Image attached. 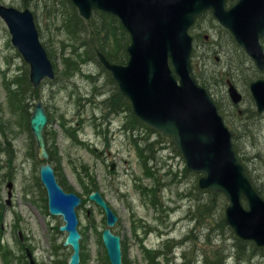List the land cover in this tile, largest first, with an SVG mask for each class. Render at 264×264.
I'll return each mask as SVG.
<instances>
[{
	"label": "rangeland",
	"instance_id": "rangeland-1",
	"mask_svg": "<svg viewBox=\"0 0 264 264\" xmlns=\"http://www.w3.org/2000/svg\"><path fill=\"white\" fill-rule=\"evenodd\" d=\"M66 3L0 0V6L29 8L33 12L41 40L58 70L55 80H45L36 88L38 97L31 101L29 109L33 111L34 105L43 102L51 115L46 131L49 146L59 159L58 170L70 188L85 199L77 208L83 264L110 263L101 237L106 229V214L88 199L90 191L83 189L82 181L89 189L97 188L95 191L101 193L118 217L113 231L122 239L124 264H169V258L175 259L176 254L178 264H206V260L216 264L220 258L221 264H239L237 237L225 223L227 201L201 192L199 175L186 170L181 153L168 138L143 127L142 138L136 140L123 130V125L132 121L125 107L118 114L103 109V100L109 104L110 98L114 99L116 85L109 71L97 64L99 59L93 52L97 41L91 40L88 21L83 22L79 33H73L70 24L65 23ZM226 32L209 15L192 31L197 60L206 75H224L227 71L225 50L219 45ZM29 75L30 67L13 46L7 24L0 16V264H28L24 247L33 253L37 264H67L72 249L64 246L67 234L59 230L63 221L47 210L46 192L40 181L42 162L18 113L21 103L27 104V92L19 97L18 91L32 86ZM235 85L244 99L239 110L254 115L248 123L253 137L248 139V134L241 146L247 159L253 161V169H258L254 159L261 154L259 151L264 152V113L255 115L257 109L248 81L241 78ZM211 87L209 91L216 101L235 106L226 84ZM106 117L111 124L100 120ZM101 121L105 124L101 125ZM103 129L110 150L101 134ZM72 135L79 138L80 144ZM148 140L156 146L147 147ZM108 152L117 163L114 171L110 169ZM10 182L11 205L7 187ZM7 249L12 252L9 261L4 259L6 252L10 255ZM159 251L164 256H159ZM253 257L251 264L264 263V254Z\"/></svg>",
	"mask_w": 264,
	"mask_h": 264
},
{
	"label": "water",
	"instance_id": "water-1",
	"mask_svg": "<svg viewBox=\"0 0 264 264\" xmlns=\"http://www.w3.org/2000/svg\"><path fill=\"white\" fill-rule=\"evenodd\" d=\"M228 1L72 0L85 20H90L97 10L121 21L131 37L129 61L117 65L99 54L101 63L131 101L135 116L168 137L181 153L186 169L201 175L200 189L225 196L226 225L239 239L264 248V200L237 158L234 133L225 124L214 99L194 77V39L189 30L208 11L230 31L258 70L264 72V50L260 42L264 37V0H236L231 8H227ZM0 16L7 24L12 44L30 66L32 85L38 88L44 80L55 79L54 66L41 43L33 13L29 9L20 11L0 6ZM227 87L232 103L240 105L243 95L230 80ZM250 91L258 112L263 114L264 79L252 82ZM47 123L48 114L39 101L30 128L38 157L46 162L40 168L41 182L47 191L50 214L62 217L64 222L60 227L61 232L67 233L64 246L73 250L68 264H80L81 235L76 208L82 201L63 190L48 163L50 156L44 136ZM12 187L10 183L9 199ZM90 200L107 215L102 239L110 263L123 264L121 237L112 232L117 216L99 193L91 194ZM27 256L29 264H36L28 249Z\"/></svg>",
	"mask_w": 264,
	"mask_h": 264
},
{
	"label": "trees",
	"instance_id": "trees-1",
	"mask_svg": "<svg viewBox=\"0 0 264 264\" xmlns=\"http://www.w3.org/2000/svg\"><path fill=\"white\" fill-rule=\"evenodd\" d=\"M66 2L67 3L64 6L65 9L63 10L64 18L66 19V20L64 19L65 23L70 24L69 28L73 31V33H79V31H82L84 27L83 22L85 20L79 16L78 11L76 7L73 5L71 0H66ZM88 24L91 27L90 29L91 40L94 42L95 40L97 41V46L95 50L93 51V52H96L95 56L98 57L99 53H103L109 62L118 64V65H126L129 61L128 47L131 43V37L129 33L124 29L121 22L113 16H110L100 11H95L91 20L88 21ZM221 38L222 40L220 44L217 43V47H219L220 45L225 50L224 55H225V62L227 65V71L225 72L224 75L217 74V73L211 76L206 75L199 61L197 60L198 56L196 55V52H194L193 54L195 77L197 78V80L203 87H205L209 91L211 90L212 85L216 86V85H219L220 83L226 84L225 81H227L228 79L233 81V83L235 84L237 80H241V78H243V80H246V82L248 81V85L250 86V84L254 80L264 78V73H261L260 71H258V69L254 66L253 62L251 61V59L237 45L235 39L229 32H226V35L225 36L222 35ZM49 56L52 59V56L50 53H49ZM97 64L102 66L99 60L97 61ZM54 67H55L56 74L58 76V70L56 69V66ZM112 84L116 85L113 79H112ZM114 88H115V92L112 93V96L114 97V99L112 100V97H111L109 104H107V101L104 100L103 104L105 105V108L110 111V114H118L119 112H121V110H123L122 108L125 107L124 110H127V112L129 113V117H132V121L130 122V125L125 124L124 128L131 134V136L136 137L137 134H139L141 131L143 132V127H144L146 129H149L153 133L158 134L160 137L166 138L162 133H159L151 129L150 127L146 126L141 121H139L132 112V108H131V104L129 100L126 99L120 93L117 85L116 87L114 86ZM18 92H19V97L23 96L24 92H27V104L21 103L20 112L18 113L20 114V117L22 118V120L25 122V130L28 132L33 148H35L36 147L35 141L31 133V129H30V119L33 113L32 111H30L31 109L30 107L33 106L31 101L35 100V98L38 97V91H36L34 87L32 88V86L29 84L27 86V89L25 87H22V90ZM15 95L18 96L16 92H15ZM117 100H120V101L117 102ZM216 103L227 125L231 126L233 130L235 131L233 143H234L237 157L240 160V162L243 164V166L245 167L246 173L254 189L257 191L259 196L264 200V152L259 151L261 152V154L259 153L257 154V157L254 160L257 162L259 168L253 169V166H252L253 161H249L247 159L246 153L241 146L242 140L244 144L245 137L248 134H249L248 139L253 137L252 129L251 127L249 128L248 123H249V120L254 115H250L248 113H245L244 111L242 115H239L238 112L236 113L234 106L227 105V104L225 105L222 100H217ZM255 112H256L255 115L259 116V113L257 111ZM49 117H51L50 114H49ZM244 117H246L245 121L247 123L242 122V119H244ZM140 128H142V130H140ZM45 138H46V142L48 145L47 146L48 151L51 156L50 162L54 166L55 171L58 172L57 175L59 177V183L61 184V186L65 187V189H67L68 191H72L73 190L71 189L72 187L70 188V186L62 179L63 177L62 172L58 170L59 159L56 157V152H54L51 146H49L50 137H48L47 131H45ZM135 139L138 140V138H135ZM159 143H162V142L159 141ZM146 144H147V147L149 148H151V144H154L156 146V143L150 144L149 140L146 142ZM171 145L173 146L174 144L171 143ZM54 148H55V145H54ZM82 183H83V186H82L83 189L86 192L87 191L91 192L92 189L87 188L84 185L85 183L83 181ZM201 192L213 194L208 190H201ZM213 195L221 196L226 201L224 195H222L221 193L213 194ZM244 204L246 205V202ZM1 218L2 216L0 215V219ZM235 247L237 249L236 259L239 264L241 263L251 264V262L255 260L253 256H255L257 253L264 254V248L258 247L253 242L241 240L238 237L236 238ZM170 250H171V247H170ZM218 252H219V255H221V252L220 251ZM158 254H161V251H159ZM9 256L10 255L6 252L4 256L5 261H9L10 259ZM160 256H164V254H161ZM216 261H217V263L215 262L216 264H221L222 258L217 259ZM168 263L176 264L174 263L172 257L169 258ZM182 264H188V263H182ZM206 264H209L208 260H206Z\"/></svg>",
	"mask_w": 264,
	"mask_h": 264
},
{
	"label": "flooded vegetation",
	"instance_id": "flooded-vegetation-1",
	"mask_svg": "<svg viewBox=\"0 0 264 264\" xmlns=\"http://www.w3.org/2000/svg\"><path fill=\"white\" fill-rule=\"evenodd\" d=\"M206 16V15H205ZM204 19V18H203ZM201 21H202V19H200ZM199 20V21H200ZM198 27V24L195 26V29ZM193 31V30H192ZM205 39H208V37L206 36L205 37ZM263 40V42H264V38L262 39ZM107 119V117L106 118H103V119H100V120H106ZM111 122H108L107 124H110ZM102 135L105 137L106 136V132H103L102 133ZM106 143H107V145H106V147H107V149L108 150H110L111 149V146H110V142H108V139H107V137H106ZM104 149V148H103ZM103 149H102V151L100 152V154L101 155H103L104 154V151H103ZM96 151L98 150V148L97 149H95ZM108 162L109 163H111L110 164V166H112V167H114V169H116V166H117V163L115 162V158H113V156H112V153H110V152H108ZM167 241H169V240H167Z\"/></svg>",
	"mask_w": 264,
	"mask_h": 264
}]
</instances>
